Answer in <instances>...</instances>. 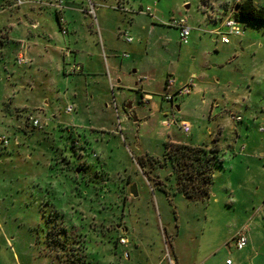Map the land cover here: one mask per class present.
Listing matches in <instances>:
<instances>
[{
	"label": "rangeland",
	"instance_id": "rangeland-1",
	"mask_svg": "<svg viewBox=\"0 0 264 264\" xmlns=\"http://www.w3.org/2000/svg\"><path fill=\"white\" fill-rule=\"evenodd\" d=\"M65 1L77 3L82 14L72 15L90 19L96 31L98 46L90 47L93 55L87 56L83 71L65 74L18 65L14 41L2 48L0 136L9 138V144H0V264H225L227 255L235 262L251 248L235 249L233 237L243 227L247 236L254 230L258 249L264 243V24L240 21V35H227L222 23L234 0ZM219 2L229 7L222 20L211 22L224 9ZM88 3H129V17H139L127 33L134 43L121 46L114 28L103 38L113 39L115 52L112 56L104 41L105 55L93 14L83 13L91 10ZM139 7L151 13L137 15ZM16 18V13L0 16V30L15 25L12 40L21 27ZM180 18L190 28L187 44L170 26ZM46 24L61 36L54 10L47 12ZM122 60L127 62L121 72L139 68V75L157 81L150 105L142 107L134 92H124L136 121L126 118L115 87ZM138 73L128 75L132 85ZM192 75L196 86L174 100L181 106L174 117L162 99L160 80L168 76L187 82ZM196 90L204 91L194 95ZM212 96L221 103L217 111L229 101L227 110L243 118L247 128L243 126L237 146L250 147L230 158V164L215 166L210 195L191 200L178 192L164 144L168 137L184 144L199 135L211 144L208 114L201 116L200 103ZM69 106L71 113L66 112ZM150 112L154 115L142 122ZM29 117L38 118L44 128H32ZM172 118L190 123L192 133L183 134L177 123L168 131L162 122ZM228 135L232 139L222 146L236 139ZM71 138L77 140L76 149L64 150L61 161L60 150ZM83 145L89 150L79 148ZM74 161L78 174L71 170ZM130 185H135L136 197L129 195ZM60 225L65 231L59 232Z\"/></svg>",
	"mask_w": 264,
	"mask_h": 264
},
{
	"label": "crops",
	"instance_id": "crops-1",
	"mask_svg": "<svg viewBox=\"0 0 264 264\" xmlns=\"http://www.w3.org/2000/svg\"><path fill=\"white\" fill-rule=\"evenodd\" d=\"M36 1L37 0H35L34 2L24 3L20 7H13L11 3H7L2 0L3 3L0 4V16L9 14V16L12 17L13 14L16 13L17 23L21 27L19 29V37L17 38L18 40L17 39L12 40V33H13L12 28L15 25L11 27L8 26L9 28H7V26L4 25L3 28L0 30V54H1L0 57L4 56L2 48L6 44H9V42L14 41L15 47L17 49L15 53V57L19 52H21L28 61L27 64H24L25 66H29V67L36 66L46 71H51V72L56 71L58 73L68 74L70 73L69 70L72 65H78L80 67V71H83L84 62L87 66L86 63L87 56L93 55L92 51L90 50V47L94 45L98 46V42L96 41L97 38L95 36L96 31L95 29H93L94 25L92 24V21L86 17H80L82 18V20L79 21L80 19L78 15L79 14L81 15L82 13H80L79 6H77V3H66L65 1L63 3V9L61 11H57L54 7L50 6L49 3H37ZM242 1L243 0H241V2ZM262 1L263 0H259V2H256V0H254V4L256 6H264V3ZM219 3H223L224 9L221 8L220 11H218L217 14L218 18H216L215 16L210 17L209 20L211 22L218 23L219 20H222L221 16H223L227 12L226 9H228L229 7V4H227L228 2L225 3L219 2ZM88 5L90 6L91 10L86 11V9L88 8H85V10H83V13H85L86 15L93 14V17L97 24V29L100 33V37L103 44L102 47L105 55H107L105 48L106 41L108 46L107 49L110 53H112V56L115 52V46L112 43L113 39L104 40L103 38L104 33L109 35L111 32H114V28L117 29V34L119 33L118 36L120 38L121 46H126L124 45L126 43H128V45L131 46V44L134 43V38H131L130 36L129 37L132 39L131 42H126L124 39H122V37H120L121 31H124L126 33H128V31L132 32L133 30L132 26L137 22V19L139 18L135 16L129 17V14L133 13L132 11L133 7L130 6L129 3H110L111 6L109 7H108V3H88ZM110 7H114L115 9L113 8L111 10ZM103 9H105V11H102ZM50 10L55 11L61 36L59 33L52 30V28L48 26V24H46V14ZM145 10L139 7L136 14L137 15L141 14L142 16H145L151 13V11L149 13H145L144 12ZM72 13L78 15L73 16ZM128 21H129L128 25L131 26L130 30H128L129 26L125 24ZM63 31H65V33H63ZM65 36H67V38ZM99 52L97 51L98 56H100L101 54ZM126 55L127 58L129 59L128 54ZM79 61L81 64H79ZM106 61H107V57H106ZM125 62L127 61L124 60L121 61L122 66L120 72L121 70L124 69L123 65L126 64ZM109 67L110 66H108V68ZM130 69L131 68H129L127 72L128 74L126 72H121L120 79L117 78L118 75H115L116 78L115 87L120 89V98L123 99L122 107L125 112L126 118L129 120L132 119L131 112L127 111L126 109L128 105H131V103L126 101L127 97L124 95L125 91L134 92V98H135L134 100L138 103V105L142 107H144V105H150L154 99V95L158 93V88L155 85V83H157L156 80L154 79L149 80L146 76L139 75L138 73L139 68H135V70L129 72ZM113 72L114 74L117 73L115 70H113ZM137 73L138 75L134 77V82L132 85L130 79H128V75L129 74L136 75ZM195 77H196L195 75H192V78H190V80H187V82H180L178 81V79H175V87L177 88L181 85L188 84L191 82L192 90H193V88H195L196 86V80H194ZM86 81L87 78L84 77V83H86ZM165 81L166 79L163 80V78H161L160 90L162 88V85L165 84ZM218 83L219 80L215 82V84L217 85ZM192 90L190 94L192 93ZM203 91L196 90L194 92V95H198V93L199 94L203 93ZM205 93L207 95V92ZM208 94H209V90H208ZM210 99L211 100L208 101L206 97L205 98L203 97L200 106L201 109H203L201 110V116L208 114L207 120L209 121L210 124H207L206 127H208L207 132L210 131L212 143L207 144V142H205L203 138H201V135H199V137L194 142H185L184 144L189 146L205 145L208 148L213 145H216L220 151L219 159L221 161L218 166H222V165L230 164L231 163L230 158L239 156V152L241 150L247 151L248 147H250L248 144L245 145L242 144L238 150V146H237L239 143V138H241L243 134V126L247 128V125H243L244 120L240 115L234 114L241 117V122H234L230 119V114L233 113L230 112V110H227L226 108L229 105V101H227L226 104H222L224 105L223 110L219 112L217 110H219L220 107H222L220 101L215 99L214 96H212V98ZM131 109L133 110V108ZM179 112H181L180 104L173 105V107L171 108V114L174 117H176L179 115L178 114ZM152 115H154V112H150L147 115L148 117H145L142 122H146L147 119ZM171 130L172 127L168 129V131ZM228 134L231 135L234 134L236 139L233 140V143L231 145L227 144L225 146H222L223 145L222 141L226 140V138H228L229 141L232 139ZM168 142L183 144L170 137H168ZM244 161L245 158H242L240 159L239 163L240 164L244 163ZM209 195H210V191H209ZM253 232L254 230L250 232V235L247 236L248 237L247 244L244 247L245 249L251 246L250 250L248 251V254L245 255V257L241 255L239 259L237 258V261L235 262L231 259V264H245V262H248L249 264H264V243L262 244L260 243L259 248L256 249V235H254ZM244 249H242L241 251H243ZM227 260H230L228 255L226 257L225 264H227L226 263ZM171 263L173 264V262ZM174 264H178V263L175 262ZM201 264H205L204 260Z\"/></svg>",
	"mask_w": 264,
	"mask_h": 264
},
{
	"label": "trees",
	"instance_id": "trees-1",
	"mask_svg": "<svg viewBox=\"0 0 264 264\" xmlns=\"http://www.w3.org/2000/svg\"><path fill=\"white\" fill-rule=\"evenodd\" d=\"M234 17L238 22L264 24V6H256L254 0H243L236 5ZM23 132L26 133L25 130H23ZM76 142L77 140L75 138H71L63 145L64 149L60 150L61 161L65 160L63 151L71 149L72 152H74V149H76ZM84 144L88 145L87 142H84ZM164 147L165 158L170 161L176 177L178 192L185 198L191 200H199L208 197L214 168L221 162L219 159L220 151L218 147L213 145L208 148L205 145L189 146L170 142H166ZM79 148L85 151L89 150V148L84 145ZM70 163L71 162L67 161V164ZM77 165L78 163L76 161L71 165V170L74 174H76ZM84 168L86 169V166ZM58 229L59 232L61 230L65 231L63 225H60ZM56 236L57 244H59L61 241L57 232ZM61 246L63 251L67 249L65 242L61 243Z\"/></svg>",
	"mask_w": 264,
	"mask_h": 264
},
{
	"label": "built area",
	"instance_id": "built-area-1",
	"mask_svg": "<svg viewBox=\"0 0 264 264\" xmlns=\"http://www.w3.org/2000/svg\"><path fill=\"white\" fill-rule=\"evenodd\" d=\"M3 1L7 3H11L13 7H20L25 3L26 0H3ZM63 1L64 0H50L49 5L54 7L57 11H61L63 9ZM234 1L235 3L233 7L229 9L228 16L224 19L222 25L227 30V35L234 34L236 36H239L240 35L239 22L235 19L234 15L236 12V5L240 3L241 0H234ZM37 2L41 3V0H38ZM144 12L149 13L150 10L146 9ZM170 26L175 27L179 30L180 42L182 44H187V39L190 34V28L187 26V20L184 18L172 20ZM63 33H65V31H63ZM120 37H122V39H124L126 42H131L132 40L127 35L126 32L120 33ZM221 41L223 44L228 43V39L226 38L225 35H222ZM125 57H127V55H125ZM16 63L18 65H24L27 64L28 61L26 60L24 55L21 52H19L16 56ZM69 71L70 73L78 72L80 71V67L77 65H72ZM191 90H192L191 82L176 88L175 79L173 77H168L165 81L163 93L161 96L163 101L169 103L170 107L172 108L174 100L189 95ZM72 111H73L72 106L67 107L66 109L67 113H71ZM230 119L234 122H241V117L234 114H230ZM28 122L31 124V127L34 129L42 130L44 128V125L38 118L29 117ZM176 123L183 134L188 135L190 133L191 126L186 121L176 122L175 118H172V119L163 120L162 125L165 126L166 128H170L172 127L173 124ZM261 131L264 132V126L261 128ZM16 143L17 141L15 140V144ZM0 144H2L3 146H7L9 144V138L5 136H0ZM233 242L236 250L241 251L242 249H244V247L247 244L246 227H243L235 234V236L233 237ZM119 244L125 246L127 244V241L123 238H120ZM226 263L231 264V260H227Z\"/></svg>",
	"mask_w": 264,
	"mask_h": 264
},
{
	"label": "water",
	"instance_id": "water-1",
	"mask_svg": "<svg viewBox=\"0 0 264 264\" xmlns=\"http://www.w3.org/2000/svg\"><path fill=\"white\" fill-rule=\"evenodd\" d=\"M131 105H128L127 106V109H130L131 110V118L136 121V114H135V111L131 109ZM76 173H80V170L77 169L76 170ZM129 195L132 196V197H136L137 196V193H136V187L135 185H130L129 186Z\"/></svg>",
	"mask_w": 264,
	"mask_h": 264
},
{
	"label": "clouds",
	"instance_id": "clouds-1",
	"mask_svg": "<svg viewBox=\"0 0 264 264\" xmlns=\"http://www.w3.org/2000/svg\"><path fill=\"white\" fill-rule=\"evenodd\" d=\"M83 211H86V206L84 207V209H82Z\"/></svg>",
	"mask_w": 264,
	"mask_h": 264
},
{
	"label": "flooded vegetation",
	"instance_id": "flooded-vegetation-1",
	"mask_svg": "<svg viewBox=\"0 0 264 264\" xmlns=\"http://www.w3.org/2000/svg\"><path fill=\"white\" fill-rule=\"evenodd\" d=\"M127 111H129V112H131V110H129V109H126ZM83 171V170H82Z\"/></svg>",
	"mask_w": 264,
	"mask_h": 264
}]
</instances>
